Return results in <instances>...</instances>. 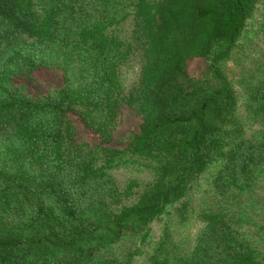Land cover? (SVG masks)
<instances>
[{"label": "trees", "instance_id": "obj_1", "mask_svg": "<svg viewBox=\"0 0 264 264\" xmlns=\"http://www.w3.org/2000/svg\"><path fill=\"white\" fill-rule=\"evenodd\" d=\"M79 2L0 0V133L23 146L2 143L0 264H131L136 250L122 262L101 251L130 230L144 241L149 224L185 199L211 162L220 164L219 193L249 188L264 165V81L244 88L240 117L236 91L214 67L230 58L259 0H135L129 41L108 31L113 20L95 19L66 44L90 57L86 86L72 89L63 64L60 87L28 94L25 86L43 59L15 41L38 52L49 47L62 32L65 11ZM133 48L142 66L137 84L123 93L119 67ZM194 59L211 61L201 80L188 74ZM122 106L134 114L137 130L122 148L110 147ZM75 117L98 136L97 146L80 138ZM100 151L108 159L96 166ZM124 153L150 160L145 166L154 177L136 203L112 213L96 198L116 193L107 169ZM137 187L131 180L125 195ZM7 218L22 222L4 225ZM199 218L194 247L176 264H264L228 214L202 210Z\"/></svg>", "mask_w": 264, "mask_h": 264}, {"label": "rangeland", "instance_id": "obj_2", "mask_svg": "<svg viewBox=\"0 0 264 264\" xmlns=\"http://www.w3.org/2000/svg\"><path fill=\"white\" fill-rule=\"evenodd\" d=\"M36 1L48 3V0ZM133 1L135 0H109L104 4L96 0H80L74 12L65 11L66 19L59 25L62 32L56 41L39 52L34 47L29 48V42L15 41V46L21 48L24 45L26 53L30 51L36 58L41 56L43 59V68L34 74L33 82L26 84V92L38 96L60 87L63 79L58 66L63 64H66L67 81L70 82L72 89L86 86L92 71L90 57L84 52L71 50L66 44L74 37V32L84 24H91L95 19L113 20L108 31L121 40L129 41L133 27L131 4ZM123 16L124 19L121 20ZM210 62V60L194 59L189 63L188 74L194 79L201 80L208 73ZM141 66V54L138 49L133 48L127 61L119 67L118 75L123 93L137 84ZM214 67L219 68L225 80L236 91L239 105L237 112L240 117L245 116L244 88L248 83L253 85L257 81H264V0H259L255 5L230 58ZM74 121L80 138L92 147L97 146L98 136L85 128L77 117ZM115 122L117 124L114 139L108 145L122 148L128 135L137 130L138 122L132 111L123 106L121 115ZM246 133L250 134L251 130L247 129ZM6 142L23 149L11 133H0L1 161H3L2 143ZM215 155L216 153H213L211 157L214 159ZM96 157V166L102 165L108 159L102 151ZM116 159L107 169L111 187L116 193L106 191L104 200L96 198V202H101L112 213L118 212L122 206L136 203L143 184L154 177L152 171L145 166L152 164L150 160L139 159L128 153ZM219 168L218 161L211 162L205 172L192 183L188 196L171 204L163 215L149 224V233L144 241L140 238L142 233L130 230L117 243L104 247L101 255L122 262L128 253L136 250L137 254L132 257L131 264H176L177 259L194 247L195 237L203 226L199 218V213L203 210L228 214L229 221L236 223L235 227H238L244 244L255 249L257 259L264 263V165L255 171L256 178L253 184L250 183L249 188L241 191L230 187L220 193L215 186V177ZM224 175L227 176L226 173ZM134 179L139 183V187L133 189L135 192L127 197L124 191L128 183ZM230 181L228 177L223 178L224 184ZM183 202L187 203L186 208L181 207ZM1 221L9 226L22 222L11 218ZM163 244L164 247L161 248Z\"/></svg>", "mask_w": 264, "mask_h": 264}]
</instances>
